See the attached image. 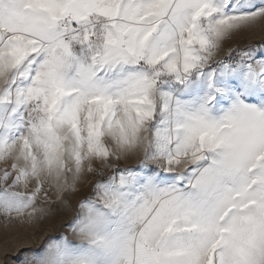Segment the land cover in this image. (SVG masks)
Segmentation results:
<instances>
[{
	"label": "snow or ice",
	"instance_id": "snow-or-ice-1",
	"mask_svg": "<svg viewBox=\"0 0 264 264\" xmlns=\"http://www.w3.org/2000/svg\"><path fill=\"white\" fill-rule=\"evenodd\" d=\"M259 21L264 0H0V215L95 180L78 242L25 264H264V44L217 58Z\"/></svg>",
	"mask_w": 264,
	"mask_h": 264
},
{
	"label": "rangeland",
	"instance_id": "rangeland-1",
	"mask_svg": "<svg viewBox=\"0 0 264 264\" xmlns=\"http://www.w3.org/2000/svg\"><path fill=\"white\" fill-rule=\"evenodd\" d=\"M262 44H264V21H259L226 41L223 52L217 58H227L229 50ZM137 164L138 157H133L122 161L119 166L135 167ZM94 182V179H89L87 183L82 184L76 194L54 208L47 217L28 221L27 218L0 215V264H25L30 256L42 250L50 239L63 235H68L73 242H78L70 232L66 231V225L77 214L80 200L91 194Z\"/></svg>",
	"mask_w": 264,
	"mask_h": 264
}]
</instances>
